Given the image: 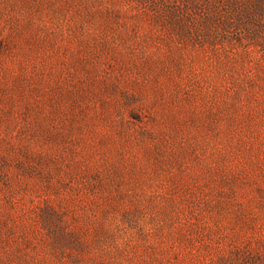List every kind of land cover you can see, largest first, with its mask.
I'll return each mask as SVG.
<instances>
[{
	"label": "rangeland",
	"instance_id": "obj_1",
	"mask_svg": "<svg viewBox=\"0 0 264 264\" xmlns=\"http://www.w3.org/2000/svg\"><path fill=\"white\" fill-rule=\"evenodd\" d=\"M0 264H264V0H0Z\"/></svg>",
	"mask_w": 264,
	"mask_h": 264
}]
</instances>
